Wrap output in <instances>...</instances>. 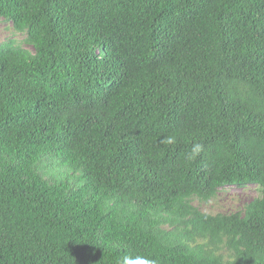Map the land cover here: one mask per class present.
<instances>
[{
  "label": "trees",
  "instance_id": "16d2710c",
  "mask_svg": "<svg viewBox=\"0 0 264 264\" xmlns=\"http://www.w3.org/2000/svg\"><path fill=\"white\" fill-rule=\"evenodd\" d=\"M0 18L25 33L0 46V264H264V0H0ZM249 186L242 212L195 205Z\"/></svg>",
  "mask_w": 264,
  "mask_h": 264
},
{
  "label": "rangeland",
  "instance_id": "374dc122",
  "mask_svg": "<svg viewBox=\"0 0 264 264\" xmlns=\"http://www.w3.org/2000/svg\"><path fill=\"white\" fill-rule=\"evenodd\" d=\"M25 38V33H17L13 30L12 25L0 18V46L4 48H13L19 46V43ZM22 45V44H21ZM23 47L32 51L30 46L23 44ZM261 192L258 187L249 186L244 189L228 187L221 190L216 200L208 204H200L195 201L204 212L210 214H232L242 212L245 206L258 197Z\"/></svg>",
  "mask_w": 264,
  "mask_h": 264
},
{
  "label": "clouds",
  "instance_id": "9594fccd",
  "mask_svg": "<svg viewBox=\"0 0 264 264\" xmlns=\"http://www.w3.org/2000/svg\"><path fill=\"white\" fill-rule=\"evenodd\" d=\"M166 143H174V138L170 137L167 139ZM200 146L196 145L193 149V152H199ZM119 264H157V261L155 259L150 258L149 256H141L137 255L135 257L131 255H124L120 258Z\"/></svg>",
  "mask_w": 264,
  "mask_h": 264
}]
</instances>
